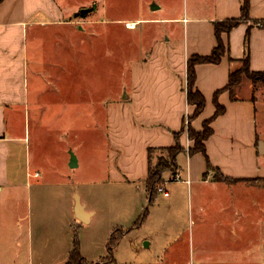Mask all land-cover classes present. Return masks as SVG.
<instances>
[{
  "label": "crops",
  "instance_id": "1",
  "mask_svg": "<svg viewBox=\"0 0 264 264\" xmlns=\"http://www.w3.org/2000/svg\"><path fill=\"white\" fill-rule=\"evenodd\" d=\"M104 1L105 4L98 0L93 5L92 1L86 2L92 7L76 29L72 28L75 13L65 0L0 2V264H10L6 256L11 258V264H16L24 255L31 264L40 255L44 229L34 223V208L46 199L45 187L57 190L59 197L60 189L72 184L43 180L41 160L32 158L28 109L31 96L40 100L41 94L38 90L33 95L37 82H32L34 86L30 82V74L37 77L40 73L39 68L30 67L32 46L38 54L47 55L50 63L51 57H59L61 69L76 61L85 68V56L92 49L99 50L107 39L106 24H135L124 31L130 33L128 45L138 58L122 70L128 73V80L116 86L115 97L103 101L112 148L109 152L116 161L113 168L110 160L108 181L141 186L147 200L146 178L153 151L175 145L174 134L182 131L186 117L193 113V106L186 100L187 59L211 53L216 46L215 23L240 17L245 0H170L174 1L173 15L164 13L162 17L153 16L164 9L159 0H137L132 1L136 15L130 18L109 16L108 7L121 6L118 1L111 6ZM248 5V21L223 35L228 53L218 63L195 66V88L206 100L202 113L191 121L195 131H201L203 122L213 116L215 93L226 87L232 72L239 70L241 59L246 56V34L250 72L264 71V0H248ZM159 24L172 26L161 28L158 33L149 32ZM177 24L182 25L181 34L177 33ZM45 47L51 49L50 53ZM248 80L251 79H243L235 87L236 100L227 90L219 94L217 100L225 110L211 123L213 132L204 142L205 154H188L193 141L181 133L179 141L185 151L176 157V172L187 177L189 183L166 182L168 195L158 193L171 198L167 190L171 182L182 184L178 196L183 195L185 188L188 190L187 223L196 230L199 252L211 247V264H264V138L258 132L256 106L259 99L264 103V86L253 89V95L252 84L244 83ZM21 119L22 126L18 123ZM36 141L40 145L39 135H35ZM70 155L74 153L70 152L66 164L78 167L75 156L76 165L70 166ZM180 155L185 156V166L179 161ZM216 174L223 178L217 179ZM238 184L247 190L240 198L234 189ZM76 198L89 214L88 223L76 217L74 205L66 212L60 209L59 214L66 215L76 226H86L95 211L88 208L81 195ZM21 203L24 214L20 220ZM163 208L170 210L173 205L169 202ZM165 223H169V215L164 218ZM128 225L122 224L126 228ZM234 231L236 237L229 234ZM194 240L192 236V243ZM152 244L144 241L146 249ZM203 263L206 260L201 259L198 264Z\"/></svg>",
  "mask_w": 264,
  "mask_h": 264
},
{
  "label": "rangeland",
  "instance_id": "2",
  "mask_svg": "<svg viewBox=\"0 0 264 264\" xmlns=\"http://www.w3.org/2000/svg\"><path fill=\"white\" fill-rule=\"evenodd\" d=\"M91 1L93 5L98 0H65L75 13L72 28L76 29L75 27L82 24L84 15H81L80 11L92 7L86 3ZM101 1L105 4L104 0ZM114 1H118L121 7H108L109 16L130 18L136 15L137 10L132 1L136 3L137 0H106L108 6L113 5ZM159 2L164 4V9L153 16L162 17L164 13L172 16L175 10L172 8L174 1ZM127 25H105L107 39L101 42L99 50L92 49L85 56V68L76 61L69 68L63 66L61 69L59 57H51L53 63H50L47 55L38 54V49L33 46L30 49V67L40 69L39 76L30 74L32 86L33 81L37 82L33 95H36L38 90L41 91L40 100L31 96L28 109L29 128L33 136L32 158L41 160L43 180L72 183L60 189L59 197L56 196L57 190L49 186L44 188L46 199L34 208L33 215L34 223L44 229L40 239L43 248L31 264H198L201 259L206 260L203 264L212 262L211 247L208 246L199 252L195 242L196 230L188 226L189 196L186 188L183 195L178 196L179 191L183 189L181 183H168L167 190L171 193V198H164L159 194L149 203L141 186L117 185L108 181L110 160L113 168L116 167V161L114 154L109 152L111 147L107 137L103 101L115 97L116 86L128 80V73L122 70L138 58L128 45L131 38L130 33L124 31L127 30ZM180 25L177 24L176 28L177 33L181 34ZM171 26L172 24L154 25L149 32L158 33ZM147 33L148 31L143 43ZM139 38L143 37L139 35ZM114 41L118 42L117 45L112 44ZM46 50L49 53L51 51ZM242 68L243 64L239 69ZM244 83L252 84L253 95L254 90L260 88L255 81L248 80ZM256 104L258 132L264 138V103L259 99ZM18 123L22 126L23 120H18ZM35 135H39L40 145L37 141L34 143ZM70 152L78 159V167L70 168L66 164L65 159L69 158ZM167 159L168 154L165 151H153L151 164L154 167ZM179 161L185 166L184 155L179 156ZM166 174L168 177L163 178V184L157 187V193L159 188H164L166 182L176 181L177 172L169 171ZM181 179L187 183V177L181 176ZM84 182L86 183L83 184ZM234 189L239 198L247 191L242 184L236 185ZM249 194L252 196L250 191ZM76 195H81L88 203V208L95 211L91 223L86 226H76L66 215L59 214L60 209L66 212L73 205L75 207ZM169 202L173 208H163ZM18 208L21 220L24 214L23 203ZM145 209L150 211V214H147L137 227L133 226ZM167 215L169 223L163 225ZM127 223L128 228L122 226ZM20 224L22 225V222ZM229 234H235L236 237L235 231ZM192 236L195 238L193 243ZM76 239L81 259L73 258L72 263L70 253L74 250ZM144 241H151L153 244L146 249ZM11 250L14 249H8L9 252ZM6 260L11 264L10 257L6 256ZM15 262L29 264L25 255Z\"/></svg>",
  "mask_w": 264,
  "mask_h": 264
},
{
  "label": "trees",
  "instance_id": "3",
  "mask_svg": "<svg viewBox=\"0 0 264 264\" xmlns=\"http://www.w3.org/2000/svg\"><path fill=\"white\" fill-rule=\"evenodd\" d=\"M2 0H0L1 2ZM248 0H245L242 5V13L241 16L238 18L227 19L224 21H218L215 23V37H216V46L212 49L211 53L206 56L200 55H192L188 57L186 62V100L188 105L193 106V113L191 116L186 119L182 131L174 134L176 143L173 146L167 147L162 151H165L168 154V159L163 160L160 163H157L154 167L152 166V162L149 165L148 169V176L146 178V192H147V199L149 203H152L155 197L158 195L157 187L163 184L164 175L169 172L173 171L176 172L178 169L176 163V157L178 154L185 151V149L180 144L179 138L181 133H186L187 137L193 141V146L188 149V154L194 155L196 153L205 154V145L204 142L211 136L212 134V127L211 123L220 114H222L225 110L224 106L221 105L217 98L219 94L225 90H227L232 100H236L235 95V87L241 83L244 78L251 79L252 82H258L260 86H264V71L261 72H250L249 69V59H248V41L249 35L246 34L244 40L245 52L246 56L241 59L243 64V68L239 69L235 72L230 74V78L226 87L222 90H219L214 95V104H215V112L213 116L207 120H205L202 124L201 131H195L191 127V121L199 116L205 108L206 100L204 96L195 88L196 83V74H195V66L201 63H218L228 53V46L224 42L223 35H228L229 32L238 26L241 23H245L248 21ZM151 154V152H150ZM217 179H222V175L216 174ZM148 214V210L145 209L143 215L138 219L133 226L137 227L139 222H142L144 217ZM131 228H129L130 230ZM119 231V229H118ZM78 250V243L77 239L74 240V250L70 253V261L73 258H80ZM81 259V258H80ZM74 264V263H73Z\"/></svg>",
  "mask_w": 264,
  "mask_h": 264
},
{
  "label": "water",
  "instance_id": "4",
  "mask_svg": "<svg viewBox=\"0 0 264 264\" xmlns=\"http://www.w3.org/2000/svg\"><path fill=\"white\" fill-rule=\"evenodd\" d=\"M155 8V7H152ZM89 11V9H82L80 11L81 15H84L85 13H87ZM76 165V160L75 157L72 155L71 157V163L70 166L74 167ZM75 215L76 217L82 222V223H88L89 221V214L84 210V206L81 205L80 201L78 198H76V204H75Z\"/></svg>",
  "mask_w": 264,
  "mask_h": 264
},
{
  "label": "built area",
  "instance_id": "5",
  "mask_svg": "<svg viewBox=\"0 0 264 264\" xmlns=\"http://www.w3.org/2000/svg\"><path fill=\"white\" fill-rule=\"evenodd\" d=\"M127 27H128V28H134V27H135V24H134V27H129L128 25H127ZM175 180H176V181H179V180L181 181V180H182V179H181V176H180L179 174H177ZM187 183H189V181H187ZM158 191H159V193H163L164 196H167V195H168V193H167V192L165 191V189L162 188V187L159 188Z\"/></svg>",
  "mask_w": 264,
  "mask_h": 264
},
{
  "label": "bare ground",
  "instance_id": "6",
  "mask_svg": "<svg viewBox=\"0 0 264 264\" xmlns=\"http://www.w3.org/2000/svg\"><path fill=\"white\" fill-rule=\"evenodd\" d=\"M128 26L129 27H134V24L130 22V23H128Z\"/></svg>",
  "mask_w": 264,
  "mask_h": 264
}]
</instances>
